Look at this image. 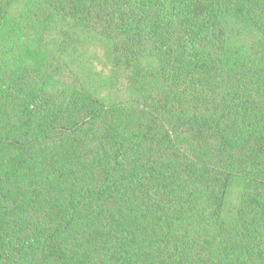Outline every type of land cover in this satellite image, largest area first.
Wrapping results in <instances>:
<instances>
[{
  "label": "trees",
  "instance_id": "1",
  "mask_svg": "<svg viewBox=\"0 0 264 264\" xmlns=\"http://www.w3.org/2000/svg\"><path fill=\"white\" fill-rule=\"evenodd\" d=\"M0 264H264V0H0Z\"/></svg>",
  "mask_w": 264,
  "mask_h": 264
},
{
  "label": "rangeland",
  "instance_id": "2",
  "mask_svg": "<svg viewBox=\"0 0 264 264\" xmlns=\"http://www.w3.org/2000/svg\"><path fill=\"white\" fill-rule=\"evenodd\" d=\"M101 67H102V65H100V67L98 66V68L99 69H101ZM234 188H233V190H232V192H231V194H230V196H229V203H230V205H233L236 201H237V199H238V197H239V187L238 186H233Z\"/></svg>",
  "mask_w": 264,
  "mask_h": 264
}]
</instances>
